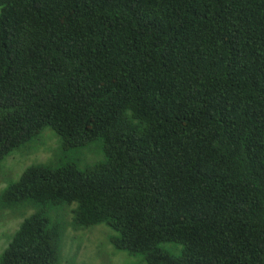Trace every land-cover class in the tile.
Returning a JSON list of instances; mask_svg holds the SVG:
<instances>
[{
    "label": "trees",
    "instance_id": "1",
    "mask_svg": "<svg viewBox=\"0 0 264 264\" xmlns=\"http://www.w3.org/2000/svg\"><path fill=\"white\" fill-rule=\"evenodd\" d=\"M45 126L106 159L6 185L36 208L0 264H59L57 208L147 264H264V0H0V159Z\"/></svg>",
    "mask_w": 264,
    "mask_h": 264
},
{
    "label": "rangeland",
    "instance_id": "2",
    "mask_svg": "<svg viewBox=\"0 0 264 264\" xmlns=\"http://www.w3.org/2000/svg\"><path fill=\"white\" fill-rule=\"evenodd\" d=\"M105 159L100 138L64 149L57 132L45 126L0 159V193L32 163L59 165L69 162L83 169ZM35 208L31 202L6 204L0 198V258L21 220ZM50 214L62 222L57 247L59 264H147L143 253L116 248L108 239L115 231L106 223L75 225L67 209L61 208L52 209ZM160 246L173 254L181 251V244L174 241H163Z\"/></svg>",
    "mask_w": 264,
    "mask_h": 264
}]
</instances>
